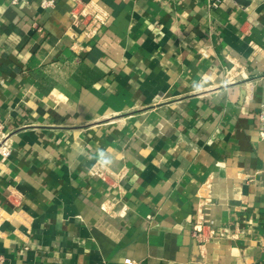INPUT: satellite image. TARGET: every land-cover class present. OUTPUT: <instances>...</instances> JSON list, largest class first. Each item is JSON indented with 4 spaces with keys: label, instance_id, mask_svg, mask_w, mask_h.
I'll list each match as a JSON object with an SVG mask.
<instances>
[{
    "label": "crops",
    "instance_id": "obj_1",
    "mask_svg": "<svg viewBox=\"0 0 264 264\" xmlns=\"http://www.w3.org/2000/svg\"><path fill=\"white\" fill-rule=\"evenodd\" d=\"M40 1L0 0L3 264H264V0Z\"/></svg>",
    "mask_w": 264,
    "mask_h": 264
},
{
    "label": "built area",
    "instance_id": "obj_2",
    "mask_svg": "<svg viewBox=\"0 0 264 264\" xmlns=\"http://www.w3.org/2000/svg\"><path fill=\"white\" fill-rule=\"evenodd\" d=\"M57 0H41L42 7L53 6ZM73 15L82 16V37H93L98 32L99 28L104 24L109 16V12L98 2L90 0L88 2L75 1L72 9ZM259 132L264 136V106L259 113ZM11 140L9 132L6 131L0 123V156H7L10 153ZM4 258L0 254V264H3Z\"/></svg>",
    "mask_w": 264,
    "mask_h": 264
}]
</instances>
